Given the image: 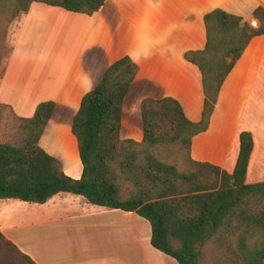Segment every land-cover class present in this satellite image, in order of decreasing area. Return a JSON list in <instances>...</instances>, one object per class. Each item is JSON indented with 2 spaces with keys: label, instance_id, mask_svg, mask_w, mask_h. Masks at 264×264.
I'll use <instances>...</instances> for the list:
<instances>
[{
  "label": "crops",
  "instance_id": "1",
  "mask_svg": "<svg viewBox=\"0 0 264 264\" xmlns=\"http://www.w3.org/2000/svg\"><path fill=\"white\" fill-rule=\"evenodd\" d=\"M258 6L264 0H106L89 15L33 2L0 78V103L31 117L40 102L55 101L40 145L78 179L83 165L73 117L112 62L128 55L139 67L123 104L122 138L143 139L140 104L146 97H173L198 122L205 101L202 74L185 52L205 47L204 15L221 8L257 27ZM243 130L254 138L245 182L264 181V34L252 38L225 79L208 128L192 139V158L232 173ZM0 218V231L37 264L166 261L151 244L150 223L136 212L71 192L45 203L2 198ZM8 229L26 233L8 236Z\"/></svg>",
  "mask_w": 264,
  "mask_h": 264
},
{
  "label": "trees",
  "instance_id": "2",
  "mask_svg": "<svg viewBox=\"0 0 264 264\" xmlns=\"http://www.w3.org/2000/svg\"><path fill=\"white\" fill-rule=\"evenodd\" d=\"M33 2L91 15L106 0H13L12 16L26 14ZM254 17L257 27L221 8L204 15L205 47L185 52L202 74L201 120L191 121L173 97H146L140 104L141 141L121 136L123 104L138 64L128 55L112 62L73 117L83 165L78 179L40 145L55 101L40 102L31 117L17 116V137L0 141V199L45 203L71 192L93 204L136 212L150 223L152 246L179 264H199L208 242L225 248L238 264H264V181L245 182L252 133L240 132L232 173L191 156L192 139L208 128L225 79L252 38L264 34V7ZM173 151L184 152L180 165L169 160ZM0 241V264H37L1 231Z\"/></svg>",
  "mask_w": 264,
  "mask_h": 264
},
{
  "label": "rangeland",
  "instance_id": "3",
  "mask_svg": "<svg viewBox=\"0 0 264 264\" xmlns=\"http://www.w3.org/2000/svg\"><path fill=\"white\" fill-rule=\"evenodd\" d=\"M13 0H0V78L3 74V71L6 67L9 56L11 55L13 46L16 41L17 33L20 27V20L24 18V15L19 17H13L12 11L10 9V3ZM52 20L51 22H53ZM19 119L14 113L12 108L9 105L0 103V141H12L17 137L18 133V124ZM182 153L173 151L168 154L169 160L180 165L182 160ZM33 204V203H30ZM20 216V215H19ZM4 217V216H3ZM1 219V218H0ZM3 223H7V220L2 219ZM3 225V224H2ZM5 225V224H4ZM36 226V225H35ZM7 233L8 236L14 235H23L26 233V230H14V233ZM36 233H41L37 231ZM1 243V241H0ZM201 257L199 264H238L237 259L234 258L225 248L219 247L212 242H208L201 247ZM162 258H165L166 261H162L161 264H178L171 257L158 253ZM171 262V263H170ZM153 264L151 260L149 262ZM140 264H142L140 262Z\"/></svg>",
  "mask_w": 264,
  "mask_h": 264
}]
</instances>
